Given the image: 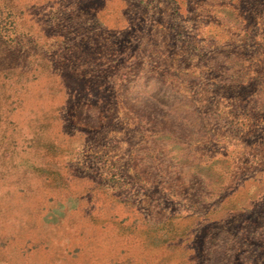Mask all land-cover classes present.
I'll return each mask as SVG.
<instances>
[{
  "label": "rangeland",
  "instance_id": "obj_1",
  "mask_svg": "<svg viewBox=\"0 0 264 264\" xmlns=\"http://www.w3.org/2000/svg\"><path fill=\"white\" fill-rule=\"evenodd\" d=\"M113 3L0 0V264H264V0Z\"/></svg>",
  "mask_w": 264,
  "mask_h": 264
},
{
  "label": "crops",
  "instance_id": "obj_2",
  "mask_svg": "<svg viewBox=\"0 0 264 264\" xmlns=\"http://www.w3.org/2000/svg\"><path fill=\"white\" fill-rule=\"evenodd\" d=\"M102 1H103L102 11H101L102 15L111 14L113 12V7L115 6L113 0H102ZM100 26H102L103 29L109 33H111V31L115 29H118L119 27L115 24H100Z\"/></svg>",
  "mask_w": 264,
  "mask_h": 264
}]
</instances>
